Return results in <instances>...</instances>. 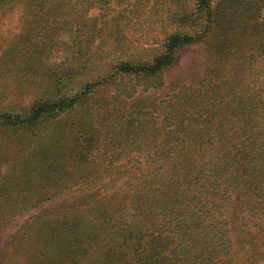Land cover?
I'll use <instances>...</instances> for the list:
<instances>
[{
  "label": "trees",
  "instance_id": "16d2710c",
  "mask_svg": "<svg viewBox=\"0 0 264 264\" xmlns=\"http://www.w3.org/2000/svg\"><path fill=\"white\" fill-rule=\"evenodd\" d=\"M220 1L0 0V250L201 264L231 261V225L264 232V0Z\"/></svg>",
  "mask_w": 264,
  "mask_h": 264
},
{
  "label": "rangeland",
  "instance_id": "374dc122",
  "mask_svg": "<svg viewBox=\"0 0 264 264\" xmlns=\"http://www.w3.org/2000/svg\"><path fill=\"white\" fill-rule=\"evenodd\" d=\"M257 1L259 5H262L260 0H254ZM220 0H213V6L217 7L220 3ZM18 16L13 17L12 15H8L6 18H4L3 23L0 27V44L2 47H6V43L9 42L12 37L19 32L18 27ZM250 26V24H249ZM246 26V31L250 32L248 30V27ZM150 48V47H149ZM244 49L248 50V53H255L256 52V46L255 44L248 43L244 47ZM162 53L163 49H159L157 51H151V52H144L142 53V56L145 58L154 57L153 53ZM183 55L186 57L190 56L193 52L189 49H184L182 52ZM189 73V69L181 64L179 66H175L173 68V65L167 70V79H168V86L166 87L165 91L163 92V95L165 94H173V91L175 89V81L178 78L183 77L184 75H187ZM144 100L139 101L135 103L134 106L132 103L134 100H129L128 104V111L134 109V108H146L145 105L149 104V102H156L159 103L161 98L157 97H143ZM66 201H54L51 202L50 205H48L46 208H60L61 206L65 205ZM233 228V230H232ZM247 229L244 227H238L236 224L231 225V237L235 240V247L233 248L231 254L232 258L230 261V258L227 259L225 262H219L218 260H207L201 264H264V232H260L258 229H252L251 234L246 233ZM254 231V232H252ZM12 238L13 244H9V247H5L4 250H0V264L2 259V264L8 263V260H11L13 257L16 259L15 264H23L28 263L31 264L29 261H27V256L24 254L21 247L28 246V236H22L20 233H17V230L13 232H7L4 235V242H8V237ZM30 241V240H29ZM12 261V260H11Z\"/></svg>",
  "mask_w": 264,
  "mask_h": 264
}]
</instances>
